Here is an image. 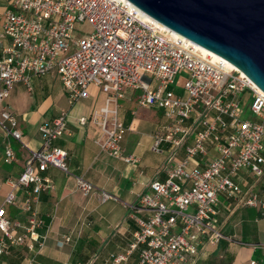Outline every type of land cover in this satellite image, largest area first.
<instances>
[{
  "label": "built area",
  "instance_id": "2783aa9c",
  "mask_svg": "<svg viewBox=\"0 0 264 264\" xmlns=\"http://www.w3.org/2000/svg\"><path fill=\"white\" fill-rule=\"evenodd\" d=\"M83 22L91 24V32L76 37V24ZM0 47V125L8 138L6 164L16 160L10 137L23 142L7 98L18 83L31 92L35 76L56 73L71 106L88 97L90 85L99 86L107 94L105 105L80 117L79 123L99 125L100 148L125 162L139 160L125 154L122 146L127 128L119 117V102L125 91L141 92L139 107L163 110L168 124L156 135L152 149L160 152L163 143L170 144L167 178L153 180L129 214L136 224L130 249L141 246L140 264H194L207 244L228 238L216 222L220 194L264 215V190L245 193L234 179L242 171L264 179V92L224 59L203 54L144 17L128 0H13ZM183 69L189 77L178 92L174 85ZM247 108L250 115L244 116ZM68 117L69 110L61 109L51 122L42 124L41 147L31 151L17 178L5 180L11 189L0 203V254L14 246L35 249L36 242L39 249L45 246L47 235L38 234L42 220L34 204L43 191L54 188L43 172L53 166L70 173L68 152L54 144L69 133ZM182 148L185 156L175 161ZM77 186L84 195L95 191L82 176L77 177ZM17 188L26 193L20 205L28 214L26 220L7 213L6 206L17 202ZM112 197L101 192L103 202ZM70 240L66 236L59 244ZM126 259L127 254H121L114 261Z\"/></svg>",
  "mask_w": 264,
  "mask_h": 264
},
{
  "label": "crops",
  "instance_id": "0c3cea01",
  "mask_svg": "<svg viewBox=\"0 0 264 264\" xmlns=\"http://www.w3.org/2000/svg\"><path fill=\"white\" fill-rule=\"evenodd\" d=\"M13 0H0V33L6 11ZM1 57V47H0ZM33 90L23 83L15 85L7 103L17 115L22 141L17 140L16 160L4 162V147L8 140L6 130L0 125V203L11 187L7 177L17 178L23 171L32 150L42 145L39 127L51 122L61 109L69 110L68 130L54 144L68 152L70 173L49 167L43 175L49 176L54 188L43 191L34 204L42 220L38 234L47 235L43 249L14 246L9 253L0 254V264H140L141 246L131 250L136 224L129 214L142 193L149 190L153 180L167 178V160L171 146L163 143L161 151H154L156 135L164 130L168 120L162 109L141 108L139 90L127 89L119 102V117L127 131L122 139L125 154H133L137 162H125L104 152L98 143L102 129L97 124L80 125L79 118L90 116L105 105L107 94L96 85H90L89 95L74 105L69 104V93L56 74L32 78ZM11 141V140H10ZM12 144V142H11ZM185 156L180 149L175 161ZM201 165L205 164L200 156ZM82 176L95 186V191L84 195L77 186ZM235 181L243 191L264 190V179L242 171ZM113 197L103 202L101 192ZM17 202L7 205L8 216L26 220L27 213L20 209L26 197L23 188L15 190ZM216 222L228 238L217 244H207L194 264H264V215L258 208L245 207L226 194H220L216 206ZM66 236L69 242L60 245ZM127 254V259L115 262L114 258Z\"/></svg>",
  "mask_w": 264,
  "mask_h": 264
},
{
  "label": "water",
  "instance_id": "95a60500",
  "mask_svg": "<svg viewBox=\"0 0 264 264\" xmlns=\"http://www.w3.org/2000/svg\"><path fill=\"white\" fill-rule=\"evenodd\" d=\"M244 72L264 92V0H128Z\"/></svg>",
  "mask_w": 264,
  "mask_h": 264
},
{
  "label": "rangeland",
  "instance_id": "374dc122",
  "mask_svg": "<svg viewBox=\"0 0 264 264\" xmlns=\"http://www.w3.org/2000/svg\"><path fill=\"white\" fill-rule=\"evenodd\" d=\"M91 29H92V26L88 22L77 23L75 30H74V35L76 37H82V36L90 33ZM72 51H73V48L70 49V52H72ZM188 77H189V72L185 69L181 70L176 76V84L174 85V88H176V89H174V90H176L178 92L182 91V87L184 86ZM249 115H250V111H249V108H247L245 113H244V116H249ZM10 140H11L14 148H17V140L14 139L13 137H10Z\"/></svg>",
  "mask_w": 264,
  "mask_h": 264
},
{
  "label": "bare ground",
  "instance_id": "6f19581e",
  "mask_svg": "<svg viewBox=\"0 0 264 264\" xmlns=\"http://www.w3.org/2000/svg\"><path fill=\"white\" fill-rule=\"evenodd\" d=\"M140 11H141V10H140ZM141 14H142L144 17H146L147 19L156 22V23H157L158 25H160L161 27H163V28H165V29H168V30L171 31L175 36H177V37H181V38L184 39L186 42H188V43H190V44H193V45L196 46V47H197V48H198L203 54H205V55H206V54H207V55L210 54V55L214 56L216 59H224V58H222L221 56H219V55H217V54H215V53H213V52H211V51H209V50L203 48L202 46H200V45H198V44L192 42L191 40L187 39L186 37H184V36H182V35H180V34L174 32V31L170 30V29L167 28L165 25H163V24H161L160 22L156 21L155 19H153L152 17H150L149 15H147L146 13H144L143 11H141ZM224 61H225L230 67L235 68V69H238L234 64H232V63L229 62L228 60L224 59Z\"/></svg>",
  "mask_w": 264,
  "mask_h": 264
}]
</instances>
